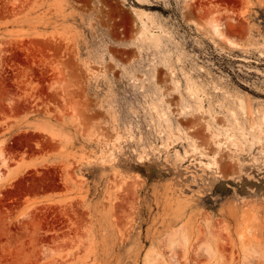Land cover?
<instances>
[{
	"label": "rangeland",
	"instance_id": "rangeland-1",
	"mask_svg": "<svg viewBox=\"0 0 264 264\" xmlns=\"http://www.w3.org/2000/svg\"><path fill=\"white\" fill-rule=\"evenodd\" d=\"M0 264H264V0H0Z\"/></svg>",
	"mask_w": 264,
	"mask_h": 264
},
{
	"label": "bare ground",
	"instance_id": "bare-ground-1",
	"mask_svg": "<svg viewBox=\"0 0 264 264\" xmlns=\"http://www.w3.org/2000/svg\"><path fill=\"white\" fill-rule=\"evenodd\" d=\"M221 25H222V23H221V24H215V25H214L215 30H216L217 32H220V31H221Z\"/></svg>",
	"mask_w": 264,
	"mask_h": 264
}]
</instances>
